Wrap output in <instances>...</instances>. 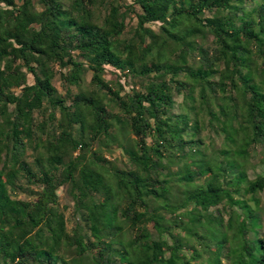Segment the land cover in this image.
Here are the masks:
<instances>
[{"label": "trees", "instance_id": "1", "mask_svg": "<svg viewBox=\"0 0 264 264\" xmlns=\"http://www.w3.org/2000/svg\"><path fill=\"white\" fill-rule=\"evenodd\" d=\"M255 160L264 0H0V264H264Z\"/></svg>", "mask_w": 264, "mask_h": 264}, {"label": "rangeland", "instance_id": "2", "mask_svg": "<svg viewBox=\"0 0 264 264\" xmlns=\"http://www.w3.org/2000/svg\"><path fill=\"white\" fill-rule=\"evenodd\" d=\"M134 23H136V20H134ZM153 28H157V25H152ZM110 77H113V74L110 73V75L108 76V78ZM29 83L32 84L33 83V78L30 76L29 77ZM178 102H181L182 101V98H178L177 99ZM122 150L121 149H118L116 148L115 151H114V154L111 156L113 158H120V157H123V154H122ZM255 166V167H254ZM249 175H250V178L253 179V178H256L257 175H264V163H262L260 160H255L254 162V165L252 167H250V170H249ZM59 195L61 197V203L62 205H68L69 207V210H68V216L73 212V203L72 201L66 196L65 194V189H61L59 191ZM24 199V197L22 198ZM262 216V223L264 225V195H263V212L261 214Z\"/></svg>", "mask_w": 264, "mask_h": 264}]
</instances>
